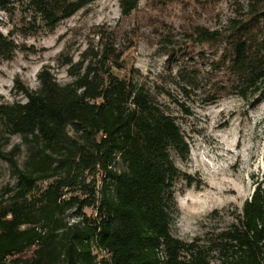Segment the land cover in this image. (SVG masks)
Returning <instances> with one entry per match:
<instances>
[{
	"label": "trees",
	"instance_id": "1",
	"mask_svg": "<svg viewBox=\"0 0 264 264\" xmlns=\"http://www.w3.org/2000/svg\"><path fill=\"white\" fill-rule=\"evenodd\" d=\"M243 1L222 30L190 35L194 45L221 51L206 72L187 60L176 74L184 90L264 94V0ZM91 2L0 0V12L17 7L26 15L19 28L0 29V64L21 49L14 35L51 30ZM138 3L120 0L121 16ZM115 45L113 33L100 34L96 51L63 62L69 83L43 68L37 90L17 85L25 102L0 104L1 132L19 136L26 152L19 166L20 146L0 149L16 178L11 195L0 197V264H264V173L228 227L191 241L171 234L175 185L191 186L173 155L185 160L188 144L147 88L114 73L125 70ZM71 210L77 220L68 224Z\"/></svg>",
	"mask_w": 264,
	"mask_h": 264
},
{
	"label": "rangeland",
	"instance_id": "2",
	"mask_svg": "<svg viewBox=\"0 0 264 264\" xmlns=\"http://www.w3.org/2000/svg\"><path fill=\"white\" fill-rule=\"evenodd\" d=\"M240 6L245 7L246 2L139 0L137 9L122 17L120 0H92L51 30L41 28L28 38L14 35L21 49L11 61L0 64V104L25 102L17 85L37 90L43 68L59 84L69 83L68 66L63 62L72 59L76 63L84 51H96L100 34L113 33L115 48L124 50L121 61L125 65V70L114 73L147 88L160 108L175 119L188 144L185 160L173 155L175 165L191 178V186L182 179L175 185L171 234L191 241L217 232L232 223L262 179L264 94L241 98L216 94L207 87L184 90L176 74L190 58L201 73L208 70L204 66L218 59L221 48L194 45L190 35L196 28L222 30L236 18ZM22 20L26 15L20 8H13L10 14L0 12V29L7 34L24 25ZM167 53L174 54L175 63L167 62ZM213 96H217L215 101L206 102ZM20 145L19 136L7 137L0 130L2 151ZM20 150L17 162L22 166L26 152L24 146ZM15 185L9 165L0 160V197L11 195L9 190ZM85 212L91 214V210ZM76 220L75 210L66 212L68 224ZM211 264H215L213 258Z\"/></svg>",
	"mask_w": 264,
	"mask_h": 264
}]
</instances>
